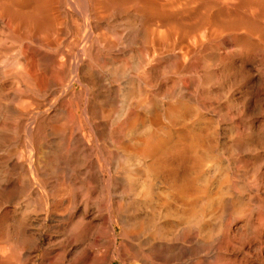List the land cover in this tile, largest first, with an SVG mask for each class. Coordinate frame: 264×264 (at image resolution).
Returning a JSON list of instances; mask_svg holds the SVG:
<instances>
[{
    "label": "bare ground",
    "instance_id": "obj_1",
    "mask_svg": "<svg viewBox=\"0 0 264 264\" xmlns=\"http://www.w3.org/2000/svg\"><path fill=\"white\" fill-rule=\"evenodd\" d=\"M229 2L0 0V264H264L260 188L222 204L240 152L221 124L241 137L236 117L264 106Z\"/></svg>",
    "mask_w": 264,
    "mask_h": 264
},
{
    "label": "rangeland",
    "instance_id": "obj_2",
    "mask_svg": "<svg viewBox=\"0 0 264 264\" xmlns=\"http://www.w3.org/2000/svg\"><path fill=\"white\" fill-rule=\"evenodd\" d=\"M232 1H234V0H232ZM239 1V2H238ZM264 0H236V3L234 2H229V4L231 3V6L229 5V7H228V5L227 4H225V5H223V8L224 9H222V20H223V25H222V29H223V33L226 35V33L228 34V33H233V36H228V35H226V37H225V39L226 38H230V40H232L231 38H236L237 39V37L236 36H238V40H240L242 37H243V34H244V32H245V29L247 28L246 26H247V21L249 20L250 22V24L252 25L251 27H250V24H249V29H250V31L252 30L251 28H253V32H252V35L254 36V37H252L253 39H252V43H253V51H254V54H253V59H255L254 61H255V63H257L256 64V69H258L259 68V71L261 72V70H262V73H260L261 75H262V80L264 79V57H262V56H264V2H263ZM245 4V5H243V3ZM235 4V8L236 9H233L234 7V5L233 4ZM238 6H237V5ZM249 5V7H248V5ZM257 4V5H256ZM227 5V6H226ZM233 5V6H232ZM224 6H226V7H228V9L227 8H225ZM245 6V7H244ZM255 6L257 7V8H255ZM261 6V7H260ZM231 7V8H230ZM243 7H244V9H243ZM251 7V8H250ZM232 9V10H230V9ZM238 8V9H237ZM246 8V9H245ZM261 8V9H260ZM249 9V14L251 15V16H248L247 15V10ZM228 10V11H227ZM235 10L237 11L236 13H234L235 12ZM242 12H241V11ZM252 10V11H251ZM253 10H255V11H253ZM257 10V11H256ZM227 11V12H226ZM250 11H251V13H250ZM240 12V13H239ZM244 12H246V15H245V13ZM229 15V17H228V15ZM243 13V15H242V17H241V15L240 14H242ZM254 13V14H253ZM226 14V16H224ZM232 14H233V16H232ZM239 15V16H237V15ZM263 14V15H262ZM246 18H245V17ZM226 17V18H225ZM240 17V18H239ZM243 17H244V19H243ZM251 17V18H250ZM246 19H248V20H246ZM253 19V20H252ZM256 19V20H255ZM244 22H243V21ZM253 21H254V23H253ZM256 22V23H255ZM228 23H231V24H234V26L235 27H233L232 28V26L230 25V24H228ZM242 23H245L246 25H244V24H242ZM228 24V25H227ZM224 25H226V26H224ZM242 25H244V26H242ZM229 26H230V28H229ZM236 26H237V28H236ZM244 27V28H243ZM238 28H239V30L241 31V32H239L238 31ZM243 28V29H242ZM244 31V32H243ZM240 33H241V35H240ZM224 35V36H225ZM235 35V36H234ZM254 39H255V42H254ZM227 41H229V39H227ZM239 42L240 41H237L236 43L234 42L233 44H232V41H231V43H229V45L228 46H230L232 49H238L236 46H238V44H239ZM233 45V46H232ZM258 47V48H257ZM258 56H259V58H258ZM255 57V58H254ZM261 57V58H260ZM257 58V59H256ZM263 58V59H262ZM258 61H260V62H258ZM262 62V63H261ZM263 66V68H261ZM261 68V69H260ZM239 71V72H238ZM241 71L240 70H237V72H236V75L235 76H231V75H229V76H225L224 77V84H223V89H224V94H226L227 92H228V89H229V91H235L233 94H234V98L239 102V100H240V98L242 99V93L244 92V88H242L243 87V84H240V83H242L243 81V74L241 73ZM237 74H239V78H238V75ZM243 77H242V76ZM255 75V74H254ZM229 77H231V78H229ZM235 77H237V79L235 78ZM229 78V79H228ZM233 78H235V79H233ZM226 79H227V81H226ZM229 80V81H228ZM231 80V81H230ZM237 82H236V81ZM233 81V82H232ZM252 82L250 83L251 85V87H252V90H253V95L255 94V92H256V94L254 95V97H255V99L260 95V94H264V81H262V83L260 84V82L258 81V79H256V77L255 78H253V80H251ZM256 81V82H255ZM227 82H228V84H230V85H228L227 84ZM230 82V83H229ZM238 83V84H237ZM234 86H233V85ZM260 84V85H259ZM227 85H228V89H227ZM237 85H238V87H237ZM242 85V87H240ZM257 85V86H256ZM232 86H233V88H232ZM256 87V88H254V87ZM226 87V88H225ZM230 87L232 88V90H230ZM258 87V88H257ZM240 88V89H239ZM256 89V90H255ZM237 90H239V91H237ZM243 90V91H242ZM257 90L259 91H262V92H257ZM237 91V92H236ZM240 92V93H239ZM238 93V94H237ZM258 93V94H257ZM257 96V97H256ZM226 101H225V100ZM224 100V101H223ZM223 101V102H222ZM228 101V102H227ZM241 101V100H240ZM222 103H224V104H222ZM226 103H228L227 105L229 106H227L226 105ZM230 104H231V106H230ZM221 111H222V114H225L227 111H232L231 109H233L234 108V111H232V113L234 114V112L236 111V110H238L237 112H236V114L238 113V112H240V110H241V106L240 105H236L235 106V104L233 103H230L229 102V100L228 99H226V98H222V100H221ZM224 105H225V107H224ZM233 105H234V107H233ZM237 106H239L238 107V109H236V107ZM230 108V109H229ZM240 108V109H239ZM255 108V109H254ZM260 107L257 105V104H254L253 105V107H252V111H251V115H249V120L248 121H245L244 123H243V121H241L240 120V117H239V115L236 117L237 119L235 120L236 122H235V127L237 128L236 130L238 131V132H242V134H241V137L243 138V139H241V137H237V138H232L231 136H232V134L230 133V125L228 124V123H226V122H222V124H221V127H222V135H225V136H221L222 138H223V140L221 139V141H222V146H223V149L226 147V149L227 148H230V147H237L238 148V150H239V152H240V155H239V157L235 160V159H233V160H231V159H227V157L224 155V157H226V159H227V165L229 166L231 163V167H232V169H229V168H227L228 166L226 165V159L223 157V174H222V185H223V187H224V189L222 188V191L224 192L225 191V189H226V186H228L227 187V189H226V191L225 192H230V193H228L229 194V196H227L228 194L227 193H225V194H227V195H224V197H225V199L223 198V196H222V204L224 205L223 207L225 208H227V209H229V210H232V214H233V212L235 211V209L237 210L238 208H239V206H238V204L240 205L242 202H247L248 201V193L247 192H244V190H243V186H245L248 182L249 183H251V185L248 183L247 185H246V187H247V189L250 187V186H252L253 185V187L255 188V187H258L257 188V190L259 189V191H258V193H259V195L263 198V206H264V192H263V190H264V164H262L261 165V161H260V163H259V160H260V158L264 161V128H261V126H263L264 127V113H262V112H264V106L261 108V109H259ZM224 109V110H223ZM229 109V110H228ZM257 110V111H256ZM255 113V114H254ZM253 116H255V117H253ZM239 118V119H238ZM255 119H256V121H255ZM252 121V122H251ZM255 121V122H254ZM259 121V122H258ZM248 122V123H247ZM261 122V123H260ZM241 123V124H240ZM261 124L260 126H257V125H259V124ZM223 124H225V125H223ZM240 126H239V125ZM245 124H247L246 126H245ZM238 125V126H237ZM249 125V126H248ZM252 125V126H251ZM226 126V127H225ZM257 126V127H256ZM224 127V128H223ZM244 127V128H243ZM253 127H254V129H253ZM260 128V129H259ZM228 131H227V130ZM240 129V130H239ZM245 129V130H244ZM262 129V130H261ZM225 130V131H224ZM246 131V132H245ZM248 131H250L249 133L251 134V138H250V141L248 142L244 137L246 136V134L245 133H247ZM252 131V132H251ZM256 131V132H255ZM226 132H228L229 133V135H227L228 133H226ZM245 134V135H244ZM258 135V136H256V135ZM231 135V136H230ZM261 135V136H260ZM255 136V137H254ZM231 137V138H230ZM226 138H230L229 140L228 139H226ZM262 138V139H261ZM234 139V140H233ZM239 139H240V141H239ZM226 140H228V141H226ZM235 140H236V142H235ZM238 140V141H237ZM244 140V141H243ZM260 140V141H259ZM263 140V141H262ZM224 141H226V143L224 142ZM231 141H232V143H231ZM252 141V142H251ZM254 141V142H253ZM257 141V142H256ZM259 141V142H258ZM225 144H224V143ZM240 143V144H239ZM257 143V144H256ZM229 144V145H228ZM231 144V145H230ZM233 144V145H232ZM236 144H238V145H236ZM242 144V145H241ZM259 144V145H258ZM225 145V146H224ZM239 145H241V146H239ZM247 145H250V146H247ZM261 145V146H260ZM228 146V147H227ZM247 146V147H246ZM249 147V151H247V148ZM236 148V149H237ZM244 148V149H243ZM225 150V149H224ZM244 151V152H243ZM249 153V157L250 158H248V156H245V155H247L248 153ZM250 152H251V154H250ZM259 152V153H258ZM252 153H254V155L256 156L257 155V157L258 158H256L254 155H252ZM258 153V154H257ZM242 156V158H243V161H242V158H240ZM245 158H244V157ZM254 159L253 161H252V158ZM251 159V161H249ZM259 159V160H258ZM229 160H231L230 162H229ZM237 160L240 162L241 161V163H237V166H236V164H234L235 162H237ZM258 160V162H256ZM235 161V162H234ZM255 161V162H254ZM245 162V163H244ZM246 162H248L247 164H246ZM251 162L253 163V164H251ZM263 163V162H262ZM225 164V165H224ZM233 165H235V166H233ZM224 166H227V167H224ZM254 166V167H253ZM261 167V169H262V171H261V169H260V167ZM258 171V172H257ZM259 171H261V172H259ZM256 172L257 173H259V174H256ZM261 174V175H260ZM258 175V176H257ZM255 176V177H254ZM260 176H262V178H263V180H262V178H260ZM256 181V182H258V183H261V181H262V184L263 185H261V184H258L257 183V186H254V185H256L255 183V181H252L253 179ZM260 181H258V180ZM261 179V180H260ZM252 181V182H251ZM254 182V183H253ZM242 183V184H241ZM245 183V184H244ZM262 188H261V187ZM251 188L250 189V195L252 196L253 194H254V191L256 190V188L254 189V188ZM239 189H241L240 191H238ZM252 189L254 190V191H252ZM243 190V191H242ZM249 190V189H248ZM252 192V193H251ZM242 193V194H241ZM243 193H244V195H243ZM246 194V195H245ZM222 195H223V193H222ZM241 195H243V196H246L245 197V199H244V197L242 196L241 197ZM263 195V196H262ZM238 196V197H237ZM230 197V198H229ZM235 197V198H234ZM237 197V198H236ZM240 197V198H239ZM241 198H242V200L243 201H240L239 202V200L237 201L236 199H240L241 200ZM247 198V199H246ZM236 200V201H235ZM234 201H235V203H234ZM224 202V203H223ZM238 202V203H237ZM234 204V205H233ZM233 207V208H232ZM235 207V208H234ZM254 210H256V208L254 207ZM225 213H227L226 215H225ZM231 213L230 212H228V210H224V213L222 214V216L224 215L225 216V218H227V216H229L228 218L230 219V217H231ZM230 214V215H229ZM234 216V215H233ZM228 218H227V220H228ZM226 219H224L223 220V217H222V221H223V223H225L226 221H227ZM235 224V225H234ZM233 224V229L235 230V231H237V228L236 227H238L239 226V222L237 221V222H235ZM116 264H119V262H116Z\"/></svg>",
    "mask_w": 264,
    "mask_h": 264
}]
</instances>
